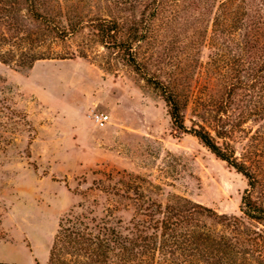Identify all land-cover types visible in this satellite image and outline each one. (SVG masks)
<instances>
[{"label":"rangeland","instance_id":"1","mask_svg":"<svg viewBox=\"0 0 264 264\" xmlns=\"http://www.w3.org/2000/svg\"><path fill=\"white\" fill-rule=\"evenodd\" d=\"M56 1L55 12L83 16L85 27L64 39L47 35L39 47L44 58L32 68L0 60V96L17 112L7 110L0 128V264H123L90 253L101 222L131 235L144 224L150 200L179 197L241 217L237 232L258 246L254 253L231 252L225 239L212 257L264 264V221L242 211L247 189L264 206V116L247 108L253 90H238L235 103H226L231 55L224 39H212V0H163L155 14L150 0ZM26 7L17 5L18 17L28 14ZM97 17L144 32L134 45L141 71L100 40L89 21ZM28 29L36 31L33 24ZM150 77L179 92L187 131L174 125ZM228 107L225 119L235 128L229 142L256 173L255 189L194 134L202 126L212 133ZM93 111L108 113V125L98 127ZM74 212L88 216L87 228L57 240L62 220ZM204 219L227 233L214 217ZM143 251L127 254L126 264L146 260Z\"/></svg>","mask_w":264,"mask_h":264},{"label":"trees","instance_id":"2","mask_svg":"<svg viewBox=\"0 0 264 264\" xmlns=\"http://www.w3.org/2000/svg\"><path fill=\"white\" fill-rule=\"evenodd\" d=\"M162 1L150 0L147 6L151 5L155 14L158 11V4L160 5ZM22 3L27 5L28 14L18 17L17 5ZM57 4L56 0H0L2 62L7 64L14 62L21 68H32L36 61L44 58L39 47L47 41V35L64 39L85 27L83 16L72 17L71 14H65L63 19L62 12H55ZM212 8V39H224L231 55L226 64L229 67L227 69L233 72V80L229 84V100L226 103L229 107L235 103L238 90H253L247 108L250 114L264 116V0H212ZM89 21L105 45L117 49L128 65L141 71L134 52L135 43L144 38V32H140L139 27L125 28L119 18L97 17ZM32 24L36 27L35 32L28 29V25ZM9 30L12 31L11 34ZM5 45H10L11 48L2 50ZM216 47L220 49L219 44ZM18 51H21L20 60L16 59ZM148 81L163 91L174 125L187 131L176 88L152 77L148 78ZM7 100L5 95L0 96V128L6 126L2 116L8 112L7 110L17 114L7 105ZM229 107L224 113L219 114V121L222 124L217 125L212 133L202 126L194 129V134L218 158L227 161L239 173L245 175L249 180V186L255 189L259 182L256 173L242 157L236 155L235 148L229 142L235 132V128L228 126L230 124L225 119L230 115ZM251 191L247 189L242 197V211L248 218L263 222L264 206L253 198ZM144 210V224L140 225L138 222L136 227L134 225L131 228V235L124 234L109 225V222H101L99 236L93 238L94 245L89 242L94 247L90 253L108 259L120 257L123 264H126L127 254L132 256L135 250L138 252L137 255H140V248L145 247L143 254L146 253L149 257L146 260L138 259L134 264H229L222 258L212 257V251L214 252L225 239L229 240L227 244L231 252L241 254L257 252L256 243L247 244V238L243 237L241 232H237L241 231L243 222L241 217L221 215L203 204L180 197L166 204L155 199L150 200ZM204 217H214L227 227V233L212 230V226ZM87 219L88 216L82 213H70L60 224L57 240L61 236L64 238L81 236L88 226ZM228 233L231 236H225ZM56 242L51 250L52 261L57 254ZM191 255L195 256L196 261L190 260Z\"/></svg>","mask_w":264,"mask_h":264},{"label":"built area","instance_id":"3","mask_svg":"<svg viewBox=\"0 0 264 264\" xmlns=\"http://www.w3.org/2000/svg\"><path fill=\"white\" fill-rule=\"evenodd\" d=\"M91 117L98 127H105L110 122L111 118L108 113L101 111H93Z\"/></svg>","mask_w":264,"mask_h":264}]
</instances>
